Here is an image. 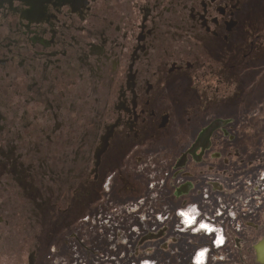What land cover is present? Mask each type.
Masks as SVG:
<instances>
[{
  "label": "flooded vegetation",
  "instance_id": "1",
  "mask_svg": "<svg viewBox=\"0 0 264 264\" xmlns=\"http://www.w3.org/2000/svg\"><path fill=\"white\" fill-rule=\"evenodd\" d=\"M261 57L264 0H0V264H44L61 230L77 239L119 157L168 132L180 105L198 115L235 106L244 65ZM255 113L264 127V109ZM229 123L203 125L181 165L219 159L213 142L218 130L234 139ZM263 236L251 264H262Z\"/></svg>",
  "mask_w": 264,
  "mask_h": 264
},
{
  "label": "rangeland",
  "instance_id": "2",
  "mask_svg": "<svg viewBox=\"0 0 264 264\" xmlns=\"http://www.w3.org/2000/svg\"><path fill=\"white\" fill-rule=\"evenodd\" d=\"M242 73L245 98L235 106L198 115L180 105L168 132L119 157L92 196L88 218L76 224L77 239L61 230L60 250L44 264H196L203 249L206 263L199 264H251L250 243L264 231V127L255 113L264 109V57ZM214 117L230 121L234 139L218 130L212 149L222 156L183 167L181 152ZM187 181L189 193L175 196ZM184 213L216 231L189 227Z\"/></svg>",
  "mask_w": 264,
  "mask_h": 264
},
{
  "label": "water",
  "instance_id": "3",
  "mask_svg": "<svg viewBox=\"0 0 264 264\" xmlns=\"http://www.w3.org/2000/svg\"><path fill=\"white\" fill-rule=\"evenodd\" d=\"M217 126H219L218 122H214L211 126L206 128L201 134H204L206 138V136H208V134L212 131V129ZM196 144L193 146V148L196 146ZM254 249L256 252V256H257L256 258L258 262L264 264V236L256 242V244L254 245Z\"/></svg>",
  "mask_w": 264,
  "mask_h": 264
}]
</instances>
